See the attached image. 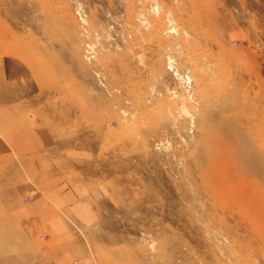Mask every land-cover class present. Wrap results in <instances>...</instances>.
<instances>
[{
  "label": "rangeland",
  "instance_id": "374dc122",
  "mask_svg": "<svg viewBox=\"0 0 264 264\" xmlns=\"http://www.w3.org/2000/svg\"><path fill=\"white\" fill-rule=\"evenodd\" d=\"M0 84L50 131L37 175L105 192L90 264H264V0H0ZM7 173L0 264H56Z\"/></svg>",
  "mask_w": 264,
  "mask_h": 264
},
{
  "label": "crops",
  "instance_id": "0c3cea01",
  "mask_svg": "<svg viewBox=\"0 0 264 264\" xmlns=\"http://www.w3.org/2000/svg\"><path fill=\"white\" fill-rule=\"evenodd\" d=\"M28 69L24 68L25 71ZM18 86L20 93L17 91L0 98V156L6 155L10 159V162L5 159L8 167L0 166V170L13 172V176L6 174L7 181H16L17 172L23 170L33 173L36 182H42L33 195L29 194L30 200H24L29 204V219H24L31 228L49 234L52 249L56 251V264H90L85 241L75 233L71 224H78L83 230L95 227L103 218V208L107 204L105 192L99 185L78 180L58 182L57 176L43 180L37 175L39 162L50 155L51 134L48 130H40L36 124L38 121L34 120L37 106L29 99L30 88ZM0 87L14 86L0 84ZM26 180L22 178L19 191L13 190L18 193L23 190L25 194L31 189Z\"/></svg>",
  "mask_w": 264,
  "mask_h": 264
},
{
  "label": "bare ground",
  "instance_id": "6f19581e",
  "mask_svg": "<svg viewBox=\"0 0 264 264\" xmlns=\"http://www.w3.org/2000/svg\"><path fill=\"white\" fill-rule=\"evenodd\" d=\"M226 132H227V131H226ZM231 133H232V132H231ZM231 135H232V134H231ZM229 137H230V136H229ZM218 142H219V141H218ZM219 143H220V142H219ZM218 145H219V144H218ZM218 145H217V146H218ZM217 146H216V147H217ZM219 146H220V145H219ZM220 147H221V146H220ZM214 148H215V147H214ZM225 148H226V147H225ZM215 150H217V148H215ZM218 150H219V149H218ZM215 153H217V152H215ZM221 153H223V152H221ZM216 155H217V154H216ZM226 155H227V154H225V156H226ZM222 156H223V155H222ZM217 157H218V156H217ZM216 165H217V164H216ZM222 170H223V169H222ZM222 175H223V174H222ZM222 175H221V176H222ZM221 176H220V177H221ZM220 177H219V178H220ZM224 177H225V176H224ZM221 178H222V177H221ZM225 178H226V177H225ZM221 183H222V182H221ZM227 189H228V188H227ZM227 189H226V190H227ZM231 191H232V190H231ZM243 191H244V190H243ZM255 191H256V190H255ZM255 191H254V192H255ZM241 192H242V191H241ZM257 193H258V192H257ZM231 194H233V193H231ZM235 194H236V193H235ZM246 194H247V193H246ZM260 194H261V192H260ZM227 195H228V194H227ZM236 195H238V194H236ZM256 195H257V194L255 193V196H256ZM258 195H259V194H258ZM260 196H261V195H260ZM246 197H247V196H246ZM262 197H263V196H262ZM249 198H250V196H249ZM254 200H255V199H254ZM255 204H256V203H255ZM255 204H254V207H252V208H255ZM247 205L250 206L251 204H247ZM257 206H258V205H257ZM247 209H248V208H247ZM256 209H257V208H256ZM255 211H256V210H255ZM261 211H262V210H261ZM262 212H263V211H262ZM258 215H261V214H258ZM252 216H253V215H252ZM253 217L255 218V215H254ZM261 217H262V216H261ZM261 219H262V218H261ZM262 220H264V219H262ZM255 221H256V220H255ZM258 221H259V220H258ZM260 221H261V220H260ZM256 222H257V221H256ZM261 222H262V221H261ZM257 223H258V222H257ZM263 223H264V222H263ZM263 229H264V228H263ZM260 230H261V229H260ZM262 232H263V230H262Z\"/></svg>",
  "mask_w": 264,
  "mask_h": 264
},
{
  "label": "built area",
  "instance_id": "2783aa9c",
  "mask_svg": "<svg viewBox=\"0 0 264 264\" xmlns=\"http://www.w3.org/2000/svg\"><path fill=\"white\" fill-rule=\"evenodd\" d=\"M30 197H28V199H29Z\"/></svg>",
  "mask_w": 264,
  "mask_h": 264
}]
</instances>
